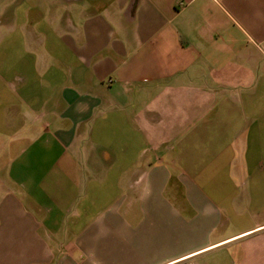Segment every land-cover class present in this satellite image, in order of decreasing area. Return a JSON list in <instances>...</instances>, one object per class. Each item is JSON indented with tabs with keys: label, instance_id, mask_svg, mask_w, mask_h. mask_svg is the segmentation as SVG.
Listing matches in <instances>:
<instances>
[{
	"label": "crops",
	"instance_id": "obj_1",
	"mask_svg": "<svg viewBox=\"0 0 264 264\" xmlns=\"http://www.w3.org/2000/svg\"><path fill=\"white\" fill-rule=\"evenodd\" d=\"M0 264H264V0H0Z\"/></svg>",
	"mask_w": 264,
	"mask_h": 264
}]
</instances>
